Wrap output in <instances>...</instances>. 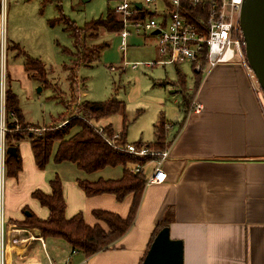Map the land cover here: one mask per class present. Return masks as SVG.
Here are the masks:
<instances>
[{"label": "crops", "instance_id": "obj_1", "mask_svg": "<svg viewBox=\"0 0 264 264\" xmlns=\"http://www.w3.org/2000/svg\"><path fill=\"white\" fill-rule=\"evenodd\" d=\"M21 1L32 2L0 0V64L2 45L7 55L16 45L25 51L24 40L20 39L21 24L10 38L7 16L9 3ZM42 1L61 6L60 0ZM152 5L153 14L159 18L158 3ZM60 15L52 19L54 24L60 22ZM48 23L52 25L50 20ZM148 37L141 32L132 33L125 50L119 45L116 48L125 58L131 47L140 48L150 40ZM151 37L157 49V39ZM109 47L102 50L100 57ZM23 51L19 50L18 56L25 57ZM5 61L4 70H0V118H6L9 83L20 76L30 77L24 64L22 76ZM194 72V91L184 94L189 107L181 106V118L166 127L165 144L170 154L163 168L167 180L147 184L133 226L111 247L89 257L72 249L63 239L46 238L17 223L25 220L26 211L48 218L49 209L33 197V192L52 191V176L46 169L38 168L29 138L19 143L22 170L16 177H6L4 183L8 264H142L159 225L169 226L171 237L183 241L184 264H264V97L245 63L234 61L207 72ZM197 73L201 74L199 84ZM195 99L203 105L200 111L193 109ZM155 140L156 136L152 142ZM138 141L151 143L128 140ZM154 167L153 161L145 164L148 177ZM62 180L68 218L82 213L86 223L94 226L100 223L93 214L96 209L123 217L130 211L133 194L122 202L110 193L87 196L78 178Z\"/></svg>", "mask_w": 264, "mask_h": 264}, {"label": "rangeland", "instance_id": "obj_2", "mask_svg": "<svg viewBox=\"0 0 264 264\" xmlns=\"http://www.w3.org/2000/svg\"><path fill=\"white\" fill-rule=\"evenodd\" d=\"M60 1L62 11L55 3H44L42 0L21 1L19 4L9 3L7 16L10 38H12L13 30L15 31L21 24L19 32L20 39L24 40L25 44L24 47L22 46L25 49L24 53L45 63L48 69L47 78L50 81L47 85L31 75L28 78L24 77L22 73H24L25 57L18 56L19 49L15 47L10 48L7 55V50L5 52L2 45L0 70H4L6 60L10 69L13 64L16 72L23 76L13 81L11 88L19 95L20 107L27 122L41 127L38 130L29 126H19L17 130L21 131L26 138H29L30 134L40 137L48 129L53 131L61 128L60 119L75 114L78 103L85 100L106 101L111 98L124 101L125 111L104 117L94 124L98 126L112 124L118 132L127 127L129 141L152 142L156 136L155 125L160 119L165 122L166 127L171 123L176 124L182 116L181 106L184 104V94L186 92L191 94L194 91L195 72L191 65L160 63L159 50L151 41L150 34H148L150 40L145 45L140 48L131 47L124 58L123 53H119L116 48L120 41L117 33L101 29L98 31V37L91 39L89 44L93 46L107 42L110 44L108 51L104 52L97 62L88 61L78 65L75 72L73 67L76 61L71 53L75 52L76 48L73 38L65 30V21L53 25H50L48 21L52 23L54 17L64 13L75 20L79 26H83L86 22L105 15L108 8L116 6L120 0ZM142 1L145 2V0ZM157 3L160 7L163 6L160 2ZM145 6L153 5L145 2ZM3 41L4 33L1 42ZM10 44H13L11 40ZM149 61H153L154 64L148 65ZM133 64L137 66L133 68ZM179 73L182 75L181 80ZM75 75L80 80L78 91H75L73 85ZM253 79L257 84L255 75ZM179 80L182 82H177L175 86V81ZM258 88L264 97L260 86ZM76 92L77 103L73 104V94ZM46 170L52 178L57 173L61 178L66 179L97 180L101 177L119 178L122 174L120 166L86 174L73 163L57 164L53 158Z\"/></svg>", "mask_w": 264, "mask_h": 264}, {"label": "trees", "instance_id": "obj_3", "mask_svg": "<svg viewBox=\"0 0 264 264\" xmlns=\"http://www.w3.org/2000/svg\"><path fill=\"white\" fill-rule=\"evenodd\" d=\"M59 8L62 11L61 6ZM196 12L198 13L196 14ZM196 12L193 15H200L204 18L207 16V10L204 7H198ZM143 16L142 14L140 17ZM59 20L65 21V30L69 32L74 41L76 51L72 52L71 55L76 61V65L73 67L75 72L80 64L88 63V61L94 63L100 60L102 50L110 46L107 42L93 46L89 44L91 39L98 37V31L105 29L110 33H116L124 27V19L121 14L116 12L115 8H108L105 15L86 22L83 26H79L75 20L70 19L64 13H61ZM91 31H95V33L91 34ZM16 46L23 51L20 45ZM25 58V70L33 78H38L49 85L48 69L45 63L26 53ZM179 75L181 77L180 73ZM200 75V73H197V84L201 80ZM74 78H76V75ZM73 85L75 91H78L80 80L76 78ZM76 95L77 92L73 94V104L77 103L76 98L78 97ZM183 106L184 108L189 107L187 96ZM124 111V101L117 98L106 101L85 100L78 103V110L75 114L60 119L59 123L63 124L61 128H53V131L48 129L40 137L30 134L29 140L35 162L38 168L42 170L48 167L52 158L57 164L73 163L86 174L99 172L109 167H122L123 174L120 178L105 179L101 177L97 180L83 178L78 179V183L87 196L110 193L122 202L128 195L133 194V202L128 215L123 217L116 212L96 209L93 214L100 223L94 226L86 223L82 213L68 218L63 180L59 175H56L50 180L52 189L50 194L40 189L33 192V197L49 209L48 218L41 219L35 214H31L26 216L24 221H18V224L38 229L40 234L46 238L63 239L70 244L72 249L81 251L87 257L108 249L128 232L135 222L148 179L145 170L137 172L136 167L146 164L151 157H140L126 151V146L129 144L126 126L119 133V137H115L117 132L113 125L98 126L94 124L104 117ZM6 122L8 128V133L6 132L5 135L6 146H16L18 150L17 157L8 152L6 153V177H16L23 167L19 143L26 138L17 128L19 126L41 127L27 122L26 116L20 107L19 95L13 91L11 83H9L6 90ZM100 127L103 128L102 131ZM74 129H77V131H74ZM155 132L156 140L149 145L157 150L166 149L168 147L165 144L166 126L163 120L155 125ZM134 143L141 144L142 142ZM56 145L57 148L55 149ZM162 227V225L157 227L150 246Z\"/></svg>", "mask_w": 264, "mask_h": 264}, {"label": "built area", "instance_id": "obj_4", "mask_svg": "<svg viewBox=\"0 0 264 264\" xmlns=\"http://www.w3.org/2000/svg\"><path fill=\"white\" fill-rule=\"evenodd\" d=\"M145 2L156 3V5L160 2L163 5L158 8L159 18L152 15L153 10L146 7ZM145 2L120 0L114 7L124 19V27L118 32L121 49L127 48L128 38L132 33L141 32L157 38V48L162 64L188 62L193 65L196 72H207L220 64L232 63L235 60L248 65L245 54L246 42L240 25L243 0H145ZM138 3L141 6H138ZM198 7H204L207 10L206 18L193 15ZM142 14L144 16L140 17ZM157 29L160 32L154 34L153 32ZM153 64V61L148 62V65ZM136 66L133 64L134 68ZM192 106L195 111H200L203 105L195 99ZM7 130L6 118L1 116L0 264H8L3 197L6 179L5 135ZM100 130L102 131L103 128L100 127ZM115 137H119V133ZM126 151L140 157H151L148 162H155L153 173L148 177L147 184H160L167 180L168 175L163 168V163L169 157V148L157 150L149 144L129 143ZM144 166L145 164L138 165L136 171H142Z\"/></svg>", "mask_w": 264, "mask_h": 264}, {"label": "water", "instance_id": "obj_5", "mask_svg": "<svg viewBox=\"0 0 264 264\" xmlns=\"http://www.w3.org/2000/svg\"><path fill=\"white\" fill-rule=\"evenodd\" d=\"M86 1V0H85ZM138 6H141L138 3ZM241 30L246 42L245 54L249 68L264 92V0H243L240 14ZM157 29L153 33H159ZM7 152L18 156L16 146ZM32 213L26 211V215ZM40 234L38 229H35ZM142 264H184V243L173 239L169 226L162 227L155 236Z\"/></svg>", "mask_w": 264, "mask_h": 264}]
</instances>
